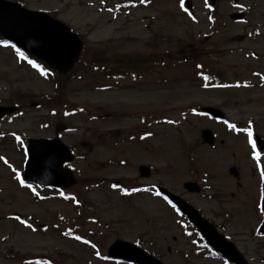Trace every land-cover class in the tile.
<instances>
[{
  "label": "rangeland",
  "instance_id": "rangeland-1",
  "mask_svg": "<svg viewBox=\"0 0 264 264\" xmlns=\"http://www.w3.org/2000/svg\"><path fill=\"white\" fill-rule=\"evenodd\" d=\"M11 1L68 25L85 51L57 80L0 45V105L17 106L0 119V264H128L106 257L116 239L163 264H227L198 244L157 185L198 208L250 263L263 264L264 151L253 156L248 130L264 139V0H216L212 9L191 0V11L181 0ZM240 10L243 20L229 18ZM202 106L220 110L224 121ZM61 124L69 129L61 139L78 150L67 189L77 203L56 193L37 199L17 178L23 140L53 137ZM142 163L152 168L149 178L137 175ZM187 181L200 191L185 190ZM145 183L153 193L119 188Z\"/></svg>",
  "mask_w": 264,
  "mask_h": 264
},
{
  "label": "water",
  "instance_id": "water-1",
  "mask_svg": "<svg viewBox=\"0 0 264 264\" xmlns=\"http://www.w3.org/2000/svg\"><path fill=\"white\" fill-rule=\"evenodd\" d=\"M62 27L59 22L49 19L41 13L26 10L17 3L0 0V32L5 37L19 44L26 51L33 52L46 60L50 66L65 71L75 62L81 48V43L76 35L70 34L66 27ZM10 109L8 107H0V115ZM204 109L215 115L222 116V113L216 109L210 107ZM201 136L204 142L213 143V137L207 129L202 131ZM48 141L50 140H29L31 145L29 146L26 175L37 178V174L46 172L48 176L52 177L49 181L50 183L66 185L68 179L66 180L62 174L65 172L61 170L60 164L64 159L67 160L70 157L68 158L66 153H59L60 148H65L57 140L53 141V145H47ZM34 143L39 144L34 145ZM259 143L260 146L264 147L263 142ZM230 171L236 173L234 168H230ZM67 173L69 174V172ZM184 186L189 190L197 189L194 183H185ZM162 191L180 205L189 219L197 224L199 230L206 236L214 248L236 264H248L236 247L216 232L215 227L205 219H202L194 208L188 206L180 198L170 194L168 191L164 189ZM262 209L264 212V196ZM261 231L264 232V221ZM115 248L118 249L117 255L125 259L142 264H161L129 243L117 241Z\"/></svg>",
  "mask_w": 264,
  "mask_h": 264
},
{
  "label": "snow or ice",
  "instance_id": "snow-or-ice-1",
  "mask_svg": "<svg viewBox=\"0 0 264 264\" xmlns=\"http://www.w3.org/2000/svg\"><path fill=\"white\" fill-rule=\"evenodd\" d=\"M142 2H143V0H142ZM181 2H183V0H181ZM249 131V136H251V132H250V130H248ZM250 142H251V140H250ZM258 154L256 153V152H253V156L255 157V156H257ZM2 159H4L3 157H0V160H2ZM257 167H259V164L257 165ZM262 175V178H264V173H262L261 174ZM17 178L19 179V176H17Z\"/></svg>",
  "mask_w": 264,
  "mask_h": 264
}]
</instances>
